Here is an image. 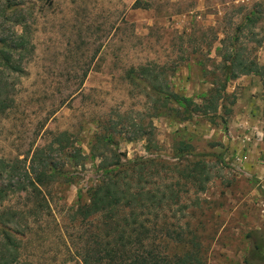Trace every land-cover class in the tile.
I'll return each instance as SVG.
<instances>
[{"label":"rangeland","instance_id":"obj_1","mask_svg":"<svg viewBox=\"0 0 264 264\" xmlns=\"http://www.w3.org/2000/svg\"><path fill=\"white\" fill-rule=\"evenodd\" d=\"M6 2L0 38L23 49L16 71L0 61V185L12 189L0 217L18 219L22 259L76 264L83 251L107 264L91 241L113 240L106 211L73 218L117 153L153 158L129 180L148 206L135 219L120 209L121 225L148 224L171 260L194 249L203 264H264V78L239 69L264 66V0H18L23 24L3 18ZM173 93L218 107L182 120ZM43 175L56 179L31 185Z\"/></svg>","mask_w":264,"mask_h":264},{"label":"trees","instance_id":"obj_2","mask_svg":"<svg viewBox=\"0 0 264 264\" xmlns=\"http://www.w3.org/2000/svg\"><path fill=\"white\" fill-rule=\"evenodd\" d=\"M19 5L20 3L18 0H7L2 12L3 18L6 19L8 10L12 9L13 14H16V19L12 23L23 24L24 19L20 17L23 8L18 7ZM21 39L22 38H18L17 40ZM0 43L2 44L0 48V61L4 62L3 64L9 69L16 71L21 65V49H23V43L10 41L3 37L0 38ZM239 64V69H241L242 73L254 72L264 78V66H260L256 63H252L249 66L242 65L244 64L243 62ZM225 67L227 72L226 80L238 77L239 73L233 72L235 71L233 66L226 63ZM225 89V84H223L219 90L215 91L216 95L214 98L218 99V101L222 99L223 95H226ZM171 96V100L177 101L180 105L177 112L178 115L182 117V120H190L200 113L202 115H209L207 109L208 105L199 104L193 99L180 96L179 94L173 93ZM217 107L218 105H214L213 103V105L208 108H212L216 111ZM210 119L215 121L213 117H210ZM179 155L180 157H184L185 151L179 150ZM119 156L120 155L117 153H114V160L112 162L104 163L102 167H99L100 174L97 175L99 176V180L89 189L88 200H85L84 194H80L77 208L74 211L73 222L79 219L81 224L106 211V213L103 214L104 219H102L101 222L107 229L108 236L113 237V240H106L104 245V240L100 238L99 234H97L98 240H91L92 242L97 241L99 245V248L95 250L94 253L97 255L95 259L98 262L106 261L107 264H203L198 255L195 254L194 249L188 250L180 256H177L176 260H171L168 255L162 254V252L156 248L155 241L153 242V240H151V227L144 222L138 224V222L134 221V224H132L125 219L126 226L120 224L116 218L120 209H129L133 219H135V210L137 207L148 206V203L145 201L150 200L147 196L150 195V192L134 190L129 180L133 179L132 177L136 172L138 174L140 173L141 176L143 173L148 172L149 165L153 158L147 157L123 162ZM58 174L57 176L60 177L66 176L65 173ZM37 179L36 182L32 181L31 185L36 186V183L46 185L48 181L53 183L52 181H55L56 175L38 176ZM209 179L210 177L208 176L205 181ZM19 182L21 183V181ZM10 187L11 186L8 184L6 186L0 185L1 200L6 199V197L10 195L8 192V189L12 191ZM201 189L204 190L205 186H202ZM9 217L10 219L7 221H4L2 216L0 217V236L5 240L0 252V264H30L25 259H22V241L25 237V233L24 231L21 233L14 230V225H12V223L13 221L18 222V219L16 220L13 214L8 215V218ZM112 231H114L115 234H113ZM162 239L166 240V237L161 238V240ZM90 251L91 250H89V252ZM77 255L80 257L81 263L95 264V260L87 252L84 253L83 251H79ZM81 263L77 262L76 264Z\"/></svg>","mask_w":264,"mask_h":264}]
</instances>
